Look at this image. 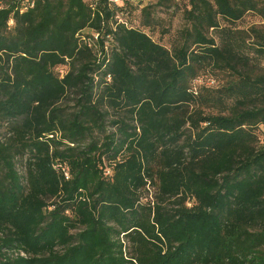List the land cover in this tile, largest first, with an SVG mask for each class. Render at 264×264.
<instances>
[{"label":"trees","instance_id":"1","mask_svg":"<svg viewBox=\"0 0 264 264\" xmlns=\"http://www.w3.org/2000/svg\"><path fill=\"white\" fill-rule=\"evenodd\" d=\"M261 1L186 0L169 50L148 34L155 5L0 0V264H264V75L249 71L264 37L247 54L220 27ZM207 70L224 85L197 87ZM103 103L128 119L82 148Z\"/></svg>","mask_w":264,"mask_h":264},{"label":"rangeland","instance_id":"2","mask_svg":"<svg viewBox=\"0 0 264 264\" xmlns=\"http://www.w3.org/2000/svg\"><path fill=\"white\" fill-rule=\"evenodd\" d=\"M134 5L137 6L138 10H141L147 6H154L153 9V20L156 24L152 27L153 30H149L148 34H151L153 40L155 42L160 43L161 45L165 46L167 49L171 50L173 47L179 45L181 43L180 32L187 27V23L183 19V10L185 8L186 0H170L166 3V6H156L158 0H133ZM261 8L263 11L261 12H250L244 15V17L234 23L228 24L225 21H220V27L224 29H230L234 36H236L241 45L245 47V53L249 54L248 48L250 45H255L259 43V37H264V0L261 1ZM5 7V4H0V9ZM137 13L134 14L133 25H137ZM147 31V29H146ZM212 36L214 37L217 43L223 41V33L220 31L212 32ZM259 62L253 60L252 67L249 69L250 72L254 73L255 75H264V60L259 59ZM78 66V65H76ZM66 70H68L69 65L64 66ZM66 71H63L64 74ZM61 74V75H62ZM201 77L199 80L196 81L195 85L198 86H208L207 82L208 79L213 80L210 86L218 87L224 85L225 79L224 75H213L210 70L201 73ZM79 98V94L76 91H68L66 95L62 98V100L57 104L60 109L63 110V115L68 117L77 112V104L76 100ZM101 112L104 114V130L98 131L94 130L90 137H88L81 145V147H87L92 140L96 141L98 145H101L104 141V137L114 131L112 127V122L118 119H128L127 115L123 111L116 110L115 108H111L107 104H101L100 106ZM205 113H210L211 111L208 109L203 110ZM10 125L3 121L2 128L0 130V138L1 142L8 143L10 142V133H9ZM262 133L260 135V141L264 143V127L262 128ZM59 135L56 134L55 137ZM90 138V139H89ZM19 144H14V147H18ZM73 147V145H70ZM62 149V148H61ZM25 152V151H23ZM28 154L25 152L24 155H16L15 160V169L19 176L24 177L26 174V165H27ZM4 171L0 172V178L2 177ZM157 190L156 187L149 186L147 188V192L143 193L142 197L140 198L141 202L147 201H156L157 197ZM56 199H49L47 203H53ZM173 199H169L162 204L163 207H170L171 202ZM192 204L191 200H187L185 202L186 207H190ZM259 230V228L249 227L250 232H255ZM0 237H2L0 235ZM6 251V249H4ZM18 254H13L16 256ZM21 257H26L23 253H20ZM229 264V263H226Z\"/></svg>","mask_w":264,"mask_h":264},{"label":"built area","instance_id":"3","mask_svg":"<svg viewBox=\"0 0 264 264\" xmlns=\"http://www.w3.org/2000/svg\"><path fill=\"white\" fill-rule=\"evenodd\" d=\"M86 1H88V2H90V3H93L94 2V0H86ZM109 2H111V3H115V4H118V3H121L123 0H108ZM12 22L10 21L9 22V24H11ZM95 39H96V36L94 37ZM66 175V174H65Z\"/></svg>","mask_w":264,"mask_h":264}]
</instances>
